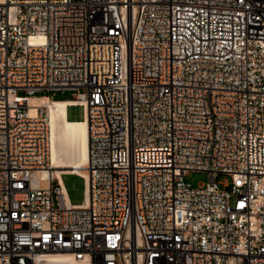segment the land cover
Returning a JSON list of instances; mask_svg holds the SVG:
<instances>
[{
    "label": "built area",
    "instance_id": "obj_1",
    "mask_svg": "<svg viewBox=\"0 0 264 264\" xmlns=\"http://www.w3.org/2000/svg\"><path fill=\"white\" fill-rule=\"evenodd\" d=\"M65 92L89 133L80 206L39 176L28 103ZM55 255L264 264V0H0V264Z\"/></svg>",
    "mask_w": 264,
    "mask_h": 264
},
{
    "label": "bare ground",
    "instance_id": "obj_2",
    "mask_svg": "<svg viewBox=\"0 0 264 264\" xmlns=\"http://www.w3.org/2000/svg\"><path fill=\"white\" fill-rule=\"evenodd\" d=\"M30 113L35 114L36 108L45 110L49 120L50 170L43 171L40 177L53 176L61 182L64 174H75L87 178L83 169L88 159L89 133L86 121L68 119L67 108L74 105L70 100H51L44 97L31 98L28 101ZM85 191V190H84ZM85 193V192H84ZM48 264H83L70 256L55 255L48 259Z\"/></svg>",
    "mask_w": 264,
    "mask_h": 264
},
{
    "label": "rangeland",
    "instance_id": "obj_3",
    "mask_svg": "<svg viewBox=\"0 0 264 264\" xmlns=\"http://www.w3.org/2000/svg\"><path fill=\"white\" fill-rule=\"evenodd\" d=\"M41 95H43V93L37 94V96H41ZM71 97L72 96L70 92H65V93H56L53 98L70 99ZM67 115H68V119L70 120L83 121L82 106H73L67 108ZM186 180L190 182L192 186L197 187L198 185H201L202 183L207 181V174L204 172H191L187 175ZM224 180H229V177L224 175L218 176L219 182H222ZM61 182L65 190V194L69 204L72 206L82 205L85 197V193H84L85 185L83 179L75 175L64 174L61 176ZM55 184L56 183L54 182L53 186H55Z\"/></svg>",
    "mask_w": 264,
    "mask_h": 264
},
{
    "label": "trees",
    "instance_id": "obj_4",
    "mask_svg": "<svg viewBox=\"0 0 264 264\" xmlns=\"http://www.w3.org/2000/svg\"><path fill=\"white\" fill-rule=\"evenodd\" d=\"M54 100H64V99H54Z\"/></svg>",
    "mask_w": 264,
    "mask_h": 264
}]
</instances>
